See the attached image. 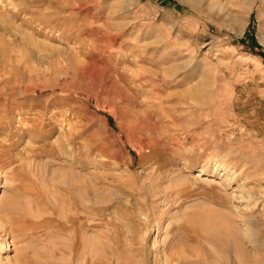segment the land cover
<instances>
[{"label": "rangeland", "instance_id": "374dc122", "mask_svg": "<svg viewBox=\"0 0 264 264\" xmlns=\"http://www.w3.org/2000/svg\"><path fill=\"white\" fill-rule=\"evenodd\" d=\"M262 185L264 0H0V264H264Z\"/></svg>", "mask_w": 264, "mask_h": 264}, {"label": "bare ground", "instance_id": "6f19581e", "mask_svg": "<svg viewBox=\"0 0 264 264\" xmlns=\"http://www.w3.org/2000/svg\"><path fill=\"white\" fill-rule=\"evenodd\" d=\"M70 127H71V126H70ZM256 181H257V180H256ZM262 182H263V180H262ZM258 183H259V181H258ZM262 187H264V185H262ZM253 190H254V189H253ZM253 190H252V191H253ZM254 191H255V190H254ZM257 192H260V191H257ZM261 193L264 194V189L261 191ZM253 194H255V192H254ZM259 194H260V193H259ZM233 196H234L235 198L237 197L236 194H234ZM262 196H263V195H262ZM260 197H261V195H260ZM11 215H12V214H11ZM14 264H15V263H14Z\"/></svg>", "mask_w": 264, "mask_h": 264}]
</instances>
